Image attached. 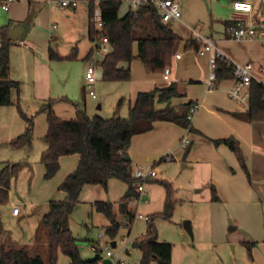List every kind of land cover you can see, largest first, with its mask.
I'll return each instance as SVG.
<instances>
[{"label":"rangeland","instance_id":"rangeland-1","mask_svg":"<svg viewBox=\"0 0 264 264\" xmlns=\"http://www.w3.org/2000/svg\"><path fill=\"white\" fill-rule=\"evenodd\" d=\"M94 1L95 8L98 7L100 0H78L74 8H58L55 4H46L41 0H31L26 6V21L30 23L28 34L23 38L28 46L17 44L16 40L9 48L10 55L13 59V66L9 77L20 83V93L12 94L13 105L0 106V169L5 162L15 163L22 162L30 164V172L33 175L31 186L22 185V182L13 187L15 196L24 197L26 190L29 192L30 201L38 202V209L45 206L46 200H63L65 194L58 190V185L62 179L70 173L78 159L77 155L63 156L59 160V169L51 179H44V167L40 163V156L46 150V143L43 137L47 130L46 113L40 112V106L49 99L67 98V101H57L53 105L54 114L62 120H71L77 117L76 105L80 110L92 118L95 116L109 119L114 116V111L119 113L120 117L127 116V98L122 101L117 108V100L114 101L109 96L104 95V86L110 85L100 83L97 78H101V67L99 63L93 66L95 80L93 90L95 97L88 94L89 85L83 81L87 61L84 57L93 42L87 38L88 25V3ZM181 8V18L179 21L168 23V27L173 29L178 35L185 38L189 35V30L185 28L186 24L198 30L199 27H206L207 21L215 39H222L224 27L219 19H226L232 13L233 0H175ZM253 10V20L247 22L256 27L264 29V22H256L255 17L261 13L264 14V0H249ZM21 4V3H20ZM23 6V5H22ZM20 5V11H22ZM125 6L119 9L122 14ZM10 11L0 9V27L9 22ZM213 17V19L211 18ZM186 18L188 20H186ZM259 19V17H257ZM189 21V22H188ZM141 23V24H140ZM135 26L138 35L150 32V23L147 20L140 22ZM55 24L56 29H50ZM185 24V25H183ZM261 24V25H260ZM208 26L206 27V29ZM144 29V30H143ZM60 37L62 48L58 50L60 56L71 54L73 48L77 47V53L74 59H63L61 62L50 61L48 52L41 55L37 52L30 68L24 69L22 66L23 51H31L36 45L47 41L49 37ZM218 47L229 53L232 60L238 63L250 62L253 66L252 73L255 79L264 84V43L260 39L236 41L226 39L217 42ZM136 42L134 51H136ZM71 46L70 48H68ZM94 48V47H93ZM179 50V49H178ZM110 51L107 46L106 52L93 49L94 54L104 56ZM57 52V53H58ZM132 67H140V61L136 57L131 61ZM65 72V76L62 73ZM102 80V79H101ZM123 85H114L115 91H123L127 82L119 83ZM110 94V92H108ZM108 94V95H109ZM17 96V104H15ZM101 105V106H98ZM17 106L27 117L33 120L31 145L23 149H13L9 142L20 135L25 127V121L21 117ZM190 144V143H189ZM169 150L155 159L154 169L156 177L145 183V195L138 204L137 197L129 201L128 206L134 218L131 223L127 224L122 214L118 212V205L123 200L127 190V184L117 178H110L107 182V188L104 189L98 184L84 185L76 206L69 216L68 226L72 235L77 239V245L80 255L83 259H92L95 253L90 249L92 241H98L101 245L109 242V249L115 254L120 255L122 259L129 264H138L141 258L140 252L132 247V242L144 235L148 221L143 217H151L154 214L164 210L166 189L160 183L165 181L161 175H169L174 168L167 161L161 158ZM152 161L148 166H151ZM173 168V169H172ZM181 181L189 183L187 178L181 176ZM186 186V185H185ZM172 188V187H171ZM195 189L190 190L186 186L178 197V200H172L170 216L165 218L157 216L153 218V224L157 232V240L167 241L172 246L171 264H248L249 255L246 243L237 241L230 242L227 240L210 243V237L215 231L216 236L221 235V229L213 217L217 214V208L212 207L210 189L203 188L195 193ZM147 199L145 202L144 200ZM95 201L110 202L115 210V218L120 223L116 235L111 238L105 233V226L109 223L106 217L95 211L93 203ZM225 204V201H219ZM223 206V205H222ZM141 215L139 217L138 215ZM10 224V222L6 221ZM189 222L192 230V237L184 229L183 223ZM230 220L227 219L229 225ZM12 228L19 227L11 222ZM237 230V229H235ZM234 229L230 232L235 231ZM254 231V230H253ZM260 231V230H259ZM236 232V231H235ZM258 235V231L256 232ZM102 237L99 238L98 235ZM111 241L116 242V246H111ZM42 244V245H40ZM29 249L31 253L42 256L48 260V239L45 235L44 242ZM235 245V248L233 247ZM129 252V253H128ZM55 264H68L69 258L61 251L56 253ZM104 256V251L101 252ZM151 264H155L152 262Z\"/></svg>","mask_w":264,"mask_h":264},{"label":"trees","instance_id":"trees-1","mask_svg":"<svg viewBox=\"0 0 264 264\" xmlns=\"http://www.w3.org/2000/svg\"><path fill=\"white\" fill-rule=\"evenodd\" d=\"M121 5V0H100L98 2V9L103 20L102 33L110 46V51L99 63L101 79L103 81L129 80V67H123L120 64L128 65L135 57L149 72L163 74L164 69L170 67L175 53L181 46V38L168 27V24L162 23L158 13L152 7L141 6L138 9L137 17L134 18L130 12L120 16ZM94 9V1H89L87 35L92 42L99 39V31L92 21ZM144 20L149 21L150 32L146 35H138L135 26ZM234 23L235 20L224 21L226 27ZM9 30V25L0 27V106L13 105V92L17 95L20 93V83L9 77V48L13 44V40L9 38ZM135 42L137 44L136 55L133 50ZM189 48L198 52L199 42L193 38L187 39L185 49ZM48 58L50 61H57L76 57L72 53L67 57L59 58L49 49ZM216 76L217 80L233 78V66L226 61L217 59ZM248 90V105L245 111L237 116L247 122L264 121V85L253 78ZM178 96L181 94L175 82L150 91L138 92L134 100L129 102L126 118L120 117L117 113L109 119L98 116L90 118L83 110L77 109L75 119L62 120L54 114L53 105L57 101L70 102L67 98L49 99L42 104L39 111L46 113L47 122V130L43 137L46 150L40 156V163L45 171L44 179L48 180L54 176L59 169L61 157L77 155L78 159L74 169L58 185V190L64 192L65 198L51 200L48 211L41 218L40 223L45 228L48 239V260L46 261L38 254L31 253L26 246L7 247L2 244L0 245V264H55L58 250L69 258L68 264H100L103 258L99 254H95L92 259L81 257L77 239L72 235L68 226L69 216L76 206L80 192L87 184H98L106 189L110 178H117L125 182L127 190L118 205V212L124 216L127 224L131 223L134 215L129 209L128 203L139 195L131 161L125 159L128 156L127 150L131 137L149 131L153 122L157 120L171 121L187 128V110L177 112L168 105L161 109L155 107L156 104H168L172 98ZM121 103L122 99L117 102V108ZM75 107L77 108V106ZM17 108L25 121V127L20 135L9 142L15 150L31 145L33 129L32 118L21 112L18 106ZM22 167L23 162L20 161L5 162L0 169V204L7 202L10 180L19 173ZM160 183L166 189L164 210L148 217L145 234L132 242V247L141 254L138 264H151L152 262L171 264L172 246L167 241L157 240V232L153 224L154 217L168 218L172 208L171 184L167 181ZM93 207L96 212L103 214L109 221L105 226V233L113 238L120 227V223L115 218L113 205L107 201H95ZM229 229L232 230V227ZM1 232L0 222V234ZM253 244V242L246 243L248 251Z\"/></svg>","mask_w":264,"mask_h":264},{"label":"crops","instance_id":"crops-1","mask_svg":"<svg viewBox=\"0 0 264 264\" xmlns=\"http://www.w3.org/2000/svg\"><path fill=\"white\" fill-rule=\"evenodd\" d=\"M244 1L249 2V0ZM29 3H31V0H18L13 3L7 10L11 9L8 17L9 22L5 24L9 25L10 29L18 24H28L25 36L30 28V23L26 21L25 11ZM20 5H23L22 11H20ZM122 5L125 6V10L120 16L128 12L127 5L125 3H122ZM235 17L238 16L235 15L232 5L230 16L226 19H219L224 27L222 39L214 38L213 33H211L212 26L209 28L208 21L206 23L207 29V26L205 28L199 27L197 31L211 38L218 47L217 42L228 39L225 33L226 26L224 21L234 20ZM257 17H255L257 23L264 22V14L261 13ZM211 18L213 19V17ZM239 18L245 25H248V21L251 22L253 20L254 22L253 10L248 16ZM186 20L188 19L186 18ZM179 23L182 24L180 20ZM185 28L189 30V35L185 36V38L171 29L181 38L182 42L177 51L181 56L180 58L173 57L169 67L168 80H164L162 74L149 72L141 62V66L137 69L132 67L131 63L128 65L121 63L120 65L123 67H129L130 79L127 81L107 82L108 84L106 85L110 86H104L103 94L114 101H119L120 99L123 101L127 98L126 107L128 108L129 102L134 100L138 92L150 91L175 82L181 96L172 98L168 104H156L155 107L157 109L168 105V107L173 108L177 112H181L183 110L186 111L189 104L194 101L199 102V108L191 121L189 131L174 122L157 120L153 122V126L149 131L133 135L127 150L131 166L133 170L145 168L152 161L155 162V159L161 154L169 150L168 153L171 152L172 157L171 160H166V164L173 166L174 170L169 175L162 174L161 179L171 184L172 200H178L179 195L187 185L190 186V190L197 188L194 191L195 193L203 188H209L211 194L209 199L213 201L212 207L218 210L216 216L213 217V221H216V226L218 225L221 229L220 236H216L215 231L213 232L210 237V243L214 244L221 240H227L229 243L234 242L235 244L237 241L253 242L254 244L248 252V264H264V121L247 122L237 116L244 112L246 108L242 107L227 94V90L234 85L233 78L216 80L215 88L207 91L204 82L209 72V57L211 53H199L192 48L185 49L186 40L193 38L192 30H195L189 24H186ZM50 29L56 28H52L51 25ZM25 36L20 39L24 40ZM198 42L200 49L201 42ZM96 44L97 42L93 41V46L89 47L84 56L87 61L86 68L100 63L104 57L93 53V49H96ZM21 46L28 45L25 43ZM62 46L60 37H49L47 41L42 42L40 45L35 44V48H32L30 52L23 51L22 66L24 69L30 68L36 53L39 52L43 55L49 49L59 58L69 56L70 54L67 56L59 55L58 50ZM72 48V52L77 51V47ZM220 50L232 60L229 53L222 49ZM97 52L98 49L96 50ZM74 54L76 57L77 53ZM134 54L136 55V51H134ZM62 60H59V62ZM12 66L13 59L10 55V72ZM62 76H65V72L62 73ZM253 78L255 79L254 73ZM83 81L85 82V75L83 76ZM97 81L106 83L100 77L97 78ZM125 82L129 84L123 91L111 90L114 85H123L122 87H124L125 84L119 83ZM17 101V96H15V104H17ZM186 103L189 104L183 106ZM76 106L77 108L75 109H79V106ZM114 108L112 106L113 114L117 113ZM183 137H187L190 142L186 148L179 146V141ZM22 162V169L10 180L7 202L0 204L2 228L0 245L3 244L7 247L26 246L34 250L33 248L36 245L45 240L46 231L40 222L42 216L48 211L51 200H46L45 206L38 209V202L30 201L27 190L24 197L15 196L13 187L22 182V185L27 184L29 189L31 180L34 178L29 169L30 164ZM181 176L187 178L189 183L181 181ZM222 200L225 201V204L218 203ZM15 205L19 207L17 215L11 213L12 207ZM228 218L230 220L229 225L227 224ZM6 221L10 222V224ZM11 222L19 227L12 228ZM230 227H232V230L237 229L235 230L236 232H230L232 231L229 229ZM233 247L235 248V245ZM100 255L102 256V254Z\"/></svg>","mask_w":264,"mask_h":264},{"label":"built area","instance_id":"built-area-1","mask_svg":"<svg viewBox=\"0 0 264 264\" xmlns=\"http://www.w3.org/2000/svg\"><path fill=\"white\" fill-rule=\"evenodd\" d=\"M18 0H0V9L3 11H7L9 7L17 2ZM45 2L46 4H55L58 8H74L77 5L78 0H41ZM122 3H125L127 5L128 12L131 13V15L136 18L138 15V9L143 7H152L159 15L160 20L162 23H170V22H177L181 18V8L178 2L175 0H121ZM233 9L235 12V15L238 17H235V23L230 24L226 27L225 33L230 40H236V41H244V40H254V39H260L264 43V29L261 27H256L253 24L245 25L240 21L239 17H245L248 16L252 11V6L249 2L244 0H235L232 2ZM92 21L96 27V29L99 31V39L95 42L96 44V50H101L103 52H106L108 41L105 37V35L102 33L103 28V20L101 17V13L96 7L93 10L92 13ZM52 28H56V25L53 24ZM193 38L201 42V48L198 50L199 53L209 52V72L205 79V85L207 91H211L215 88L217 76H216V63L217 59H221L223 61H226L227 63L231 64L233 66V80L234 85L227 90V94L230 98L235 100L237 103H239L242 107H247L248 105V97H249V84L251 80L253 79V73L252 69L253 66L250 62L246 63H238L233 60H231L228 56H226L215 44V42L209 38L204 36L200 33V31L192 30ZM18 44L24 45L25 42L22 39L16 40ZM181 54L179 52H176L174 55V58H180ZM170 73V68L166 67L163 72V79L168 80ZM95 80V74L93 67H87L85 71V82L87 85H89L88 94L91 97H95V93L93 90V82ZM199 102L194 101L191 103L187 109L186 113V120L188 121V127L186 128L189 131V128L191 126V121L197 112L199 108ZM189 139L187 137L181 138L179 141V146L182 148H186L189 145ZM171 152L164 155L161 160L169 161L171 160ZM156 162L151 164L149 167L145 168H137L133 170V176L135 179H137V189L139 192V195L137 197L138 204L142 201L143 196L145 194V183L149 179H153L156 177V172L154 169V165ZM147 201L146 199L144 200ZM19 211L18 206H13L11 213L13 215H17ZM141 217V215H138ZM145 220L148 219L147 216L143 217ZM99 238L102 236L99 234ZM112 242V241H111ZM110 242V243H111ZM109 242H104L102 245L98 241H92L90 244V249L95 254H101L102 251H104V256L101 257L103 259H110L111 264H129L127 261L122 259L120 255H115L110 249H109ZM129 253V252H128ZM102 264V262L100 263Z\"/></svg>","mask_w":264,"mask_h":264},{"label":"water","instance_id":"water-1","mask_svg":"<svg viewBox=\"0 0 264 264\" xmlns=\"http://www.w3.org/2000/svg\"><path fill=\"white\" fill-rule=\"evenodd\" d=\"M27 30H28V24L15 25L9 30V38L13 41L18 40L21 37L25 36ZM125 159H129V156H126ZM183 226H184V229L187 231V233L192 237L193 234H192V230H191V226L189 222H184ZM111 246L114 247L115 242L112 241ZM102 264H111V260L103 259Z\"/></svg>","mask_w":264,"mask_h":264}]
</instances>
